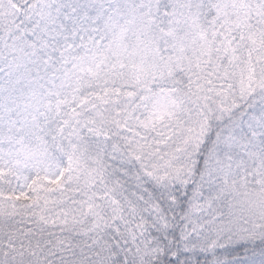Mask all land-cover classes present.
<instances>
[{
	"label": "snow or ice",
	"instance_id": "1",
	"mask_svg": "<svg viewBox=\"0 0 264 264\" xmlns=\"http://www.w3.org/2000/svg\"><path fill=\"white\" fill-rule=\"evenodd\" d=\"M0 264H264V0H0Z\"/></svg>",
	"mask_w": 264,
	"mask_h": 264
}]
</instances>
